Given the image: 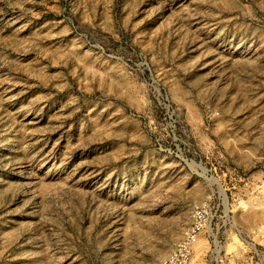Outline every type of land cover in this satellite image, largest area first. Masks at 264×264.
I'll return each mask as SVG.
<instances>
[{"label":"rangeland","instance_id":"obj_1","mask_svg":"<svg viewBox=\"0 0 264 264\" xmlns=\"http://www.w3.org/2000/svg\"><path fill=\"white\" fill-rule=\"evenodd\" d=\"M196 226L192 264H264V0H0V264Z\"/></svg>","mask_w":264,"mask_h":264},{"label":"built area","instance_id":"obj_2","mask_svg":"<svg viewBox=\"0 0 264 264\" xmlns=\"http://www.w3.org/2000/svg\"><path fill=\"white\" fill-rule=\"evenodd\" d=\"M201 230L200 226H196L189 234L168 256L166 259L160 260L156 264H192L194 256V247L199 242L197 232Z\"/></svg>","mask_w":264,"mask_h":264},{"label":"crops","instance_id":"obj_3","mask_svg":"<svg viewBox=\"0 0 264 264\" xmlns=\"http://www.w3.org/2000/svg\"><path fill=\"white\" fill-rule=\"evenodd\" d=\"M204 241V244H207L208 243V240H203Z\"/></svg>","mask_w":264,"mask_h":264}]
</instances>
